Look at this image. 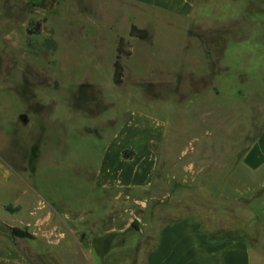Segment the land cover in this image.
I'll use <instances>...</instances> for the list:
<instances>
[{
	"label": "rangeland",
	"instance_id": "1",
	"mask_svg": "<svg viewBox=\"0 0 264 264\" xmlns=\"http://www.w3.org/2000/svg\"><path fill=\"white\" fill-rule=\"evenodd\" d=\"M235 3L215 0L192 31L129 0H0V228L31 234L16 238L28 264H145L170 221L250 216L237 204L264 184V165L241 164L264 132V1L249 18ZM120 37L132 55L116 86ZM128 126L157 147L150 185L104 173Z\"/></svg>",
	"mask_w": 264,
	"mask_h": 264
},
{
	"label": "crops",
	"instance_id": "2",
	"mask_svg": "<svg viewBox=\"0 0 264 264\" xmlns=\"http://www.w3.org/2000/svg\"><path fill=\"white\" fill-rule=\"evenodd\" d=\"M151 10L154 14H168L188 19L190 29L197 30L207 21L206 10L215 0H129ZM264 0H241L239 9L245 18L255 17L259 3ZM257 22L262 19L256 17ZM140 127L128 126L118 135L105 154L104 173L121 185L147 186L154 182L159 170L160 156L152 143L138 146L133 135ZM135 149L129 159L123 156L124 146ZM246 170L257 173L264 165V132L241 157ZM240 193L247 194L244 189ZM249 201L240 200L237 206L250 208L239 217L244 223L207 226L197 217H183L160 227L154 247L145 264H264V251L256 249L249 240L252 232L262 231L264 221V184L251 190ZM242 222V219H241ZM0 264H28L27 253L13 238L9 229L0 228Z\"/></svg>",
	"mask_w": 264,
	"mask_h": 264
},
{
	"label": "trees",
	"instance_id": "3",
	"mask_svg": "<svg viewBox=\"0 0 264 264\" xmlns=\"http://www.w3.org/2000/svg\"><path fill=\"white\" fill-rule=\"evenodd\" d=\"M53 6H50L49 9H52ZM131 36H135L141 39H146L149 37V31L144 28H140L136 24H133L130 31ZM130 45V42L126 40L124 37H120L119 45L117 48V56L114 61V74H113V83L116 86H122L124 84V77H125V68L123 64V57L124 56H131L132 51L129 49H126V46ZM132 152L124 151V157L130 158L132 156ZM11 235L13 238H26L31 237V234H29L27 231L22 230L17 227H10L9 228Z\"/></svg>",
	"mask_w": 264,
	"mask_h": 264
}]
</instances>
